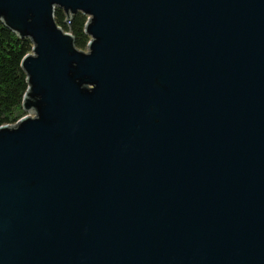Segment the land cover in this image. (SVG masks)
I'll list each match as a JSON object with an SVG mask.
<instances>
[{
    "label": "water",
    "instance_id": "water-1",
    "mask_svg": "<svg viewBox=\"0 0 264 264\" xmlns=\"http://www.w3.org/2000/svg\"><path fill=\"white\" fill-rule=\"evenodd\" d=\"M0 22L33 42L0 264H264V0H0Z\"/></svg>",
    "mask_w": 264,
    "mask_h": 264
},
{
    "label": "trees",
    "instance_id": "trees-1",
    "mask_svg": "<svg viewBox=\"0 0 264 264\" xmlns=\"http://www.w3.org/2000/svg\"><path fill=\"white\" fill-rule=\"evenodd\" d=\"M55 18L60 27L72 33L76 46L87 50L90 42L85 31L88 16L78 12L68 25L64 10L57 8ZM32 49L31 39L20 37L0 22V127L15 124L28 114L24 108V97L29 84L22 61Z\"/></svg>",
    "mask_w": 264,
    "mask_h": 264
},
{
    "label": "rangeland",
    "instance_id": "rangeland-1",
    "mask_svg": "<svg viewBox=\"0 0 264 264\" xmlns=\"http://www.w3.org/2000/svg\"><path fill=\"white\" fill-rule=\"evenodd\" d=\"M88 51V50H85ZM29 115L35 116L34 112L29 113Z\"/></svg>",
    "mask_w": 264,
    "mask_h": 264
}]
</instances>
